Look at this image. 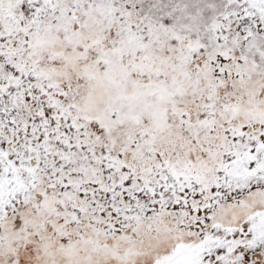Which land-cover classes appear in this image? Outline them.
I'll return each mask as SVG.
<instances>
[{
    "label": "snow or ice",
    "instance_id": "obj_1",
    "mask_svg": "<svg viewBox=\"0 0 264 264\" xmlns=\"http://www.w3.org/2000/svg\"><path fill=\"white\" fill-rule=\"evenodd\" d=\"M0 264H264V0H0Z\"/></svg>",
    "mask_w": 264,
    "mask_h": 264
}]
</instances>
